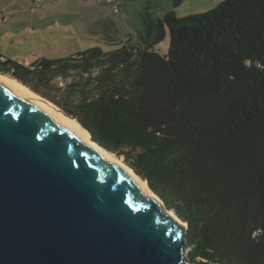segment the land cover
Wrapping results in <instances>:
<instances>
[{
    "label": "trees",
    "instance_id": "obj_1",
    "mask_svg": "<svg viewBox=\"0 0 264 264\" xmlns=\"http://www.w3.org/2000/svg\"><path fill=\"white\" fill-rule=\"evenodd\" d=\"M148 32L143 45L30 63L0 53V72L57 104L144 179L186 222L192 262L264 264V0L167 10ZM166 32L161 54L154 45Z\"/></svg>",
    "mask_w": 264,
    "mask_h": 264
},
{
    "label": "water",
    "instance_id": "obj_2",
    "mask_svg": "<svg viewBox=\"0 0 264 264\" xmlns=\"http://www.w3.org/2000/svg\"><path fill=\"white\" fill-rule=\"evenodd\" d=\"M167 211L0 77V264H188L187 224Z\"/></svg>",
    "mask_w": 264,
    "mask_h": 264
},
{
    "label": "rangeland",
    "instance_id": "obj_3",
    "mask_svg": "<svg viewBox=\"0 0 264 264\" xmlns=\"http://www.w3.org/2000/svg\"><path fill=\"white\" fill-rule=\"evenodd\" d=\"M33 1L0 0V53L21 63H30L41 57H67L92 46L109 51L126 40L143 45L152 38L146 36L150 34V25L167 10H173L178 16L204 12L221 0H182L177 6H173L171 0H125L123 6L118 3L120 12H113L105 0H40L31 16ZM112 24L117 27L116 31L111 29ZM168 47L166 32L154 48L165 54ZM63 84L64 81L60 80V85ZM43 98L63 111L54 102ZM116 157L125 164L121 157ZM186 247L191 248L189 244ZM184 255L188 264H196L188 258L189 252Z\"/></svg>",
    "mask_w": 264,
    "mask_h": 264
},
{
    "label": "bare ground",
    "instance_id": "obj_4",
    "mask_svg": "<svg viewBox=\"0 0 264 264\" xmlns=\"http://www.w3.org/2000/svg\"><path fill=\"white\" fill-rule=\"evenodd\" d=\"M0 77L5 79L7 82H9L12 86L16 87L21 92L25 93L28 96H31L33 99L40 102L45 107H47L50 110H52L53 112H55L62 119V121L65 123V125L68 128H70L75 134H77L79 137H81L84 141H86V142L90 143L92 146L96 147V149L99 153L103 154L108 159L114 161L116 164H121L125 167L128 166V165L126 166L125 164H123L120 161V159H118L113 153L109 152L103 146H101L100 144L93 141L90 137L89 132L85 128L80 126L75 118L65 115L61 110L56 109L52 105V103H50L48 100H46V99L38 96L37 94L33 93L28 87H26L24 84L17 81L16 79L5 76L3 74H0ZM128 168L130 169L133 176L136 179L140 180L145 185L146 190H147V194L150 196V198L155 199L156 201L160 202L163 205V201L155 193H153V191L148 187L147 182H145V180L141 179L136 173H134V171L129 166H128ZM163 209H164V207H163ZM164 211H166V210L164 209ZM167 212L174 219H176V221L180 222V218L177 215H175V213L173 211H167ZM182 223L185 225L184 221Z\"/></svg>",
    "mask_w": 264,
    "mask_h": 264
},
{
    "label": "crops",
    "instance_id": "obj_5",
    "mask_svg": "<svg viewBox=\"0 0 264 264\" xmlns=\"http://www.w3.org/2000/svg\"><path fill=\"white\" fill-rule=\"evenodd\" d=\"M124 1H125V0H116V2H117V3H119V2H120V3L122 4V6H123V2H124ZM35 12H36V10H35ZM35 12H34V13H35ZM118 12H120V10H119ZM34 13H32V12H31V16H33V15H34ZM150 26H152V24H151ZM139 33H140V32H139ZM146 36H147V37H149V34H147ZM150 40H151V39H150ZM150 40H147V42H146V43H149V42H150ZM142 41H145V38L143 39V37H142Z\"/></svg>",
    "mask_w": 264,
    "mask_h": 264
},
{
    "label": "built area",
    "instance_id": "obj_6",
    "mask_svg": "<svg viewBox=\"0 0 264 264\" xmlns=\"http://www.w3.org/2000/svg\"><path fill=\"white\" fill-rule=\"evenodd\" d=\"M107 1H111V0H107ZM36 2H39V0H36ZM34 8H35V6L32 5L31 6V11H34ZM114 10L117 11L116 7L114 8Z\"/></svg>",
    "mask_w": 264,
    "mask_h": 264
},
{
    "label": "flooded vegetation",
    "instance_id": "obj_7",
    "mask_svg": "<svg viewBox=\"0 0 264 264\" xmlns=\"http://www.w3.org/2000/svg\"><path fill=\"white\" fill-rule=\"evenodd\" d=\"M141 34V33H140Z\"/></svg>",
    "mask_w": 264,
    "mask_h": 264
}]
</instances>
